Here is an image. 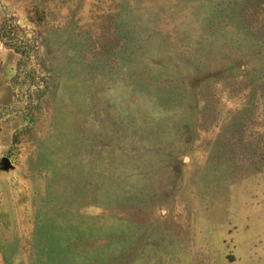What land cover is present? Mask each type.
<instances>
[{
  "label": "rangeland",
  "instance_id": "1",
  "mask_svg": "<svg viewBox=\"0 0 264 264\" xmlns=\"http://www.w3.org/2000/svg\"><path fill=\"white\" fill-rule=\"evenodd\" d=\"M0 264H264V0H0Z\"/></svg>",
  "mask_w": 264,
  "mask_h": 264
},
{
  "label": "water",
  "instance_id": "2",
  "mask_svg": "<svg viewBox=\"0 0 264 264\" xmlns=\"http://www.w3.org/2000/svg\"><path fill=\"white\" fill-rule=\"evenodd\" d=\"M13 168L12 163L9 158H3L0 162V169L8 170Z\"/></svg>",
  "mask_w": 264,
  "mask_h": 264
}]
</instances>
